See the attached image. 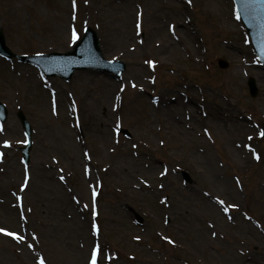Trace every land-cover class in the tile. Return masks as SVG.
<instances>
[{
	"label": "rangeland",
	"instance_id": "rangeland-1",
	"mask_svg": "<svg viewBox=\"0 0 264 264\" xmlns=\"http://www.w3.org/2000/svg\"><path fill=\"white\" fill-rule=\"evenodd\" d=\"M235 10L233 0H0L13 52L70 51L90 26L103 55L126 63L119 79L77 70L65 81L0 55L10 111L0 228L24 237L0 232V264H91L97 246V264H264V66ZM148 15L163 29L155 40ZM187 36L198 52L177 50ZM171 41L175 50H161ZM20 108L34 128L28 165ZM188 111L186 126L166 125ZM127 168L150 186L113 180Z\"/></svg>",
	"mask_w": 264,
	"mask_h": 264
},
{
	"label": "water",
	"instance_id": "water-1",
	"mask_svg": "<svg viewBox=\"0 0 264 264\" xmlns=\"http://www.w3.org/2000/svg\"><path fill=\"white\" fill-rule=\"evenodd\" d=\"M242 21L248 28L252 37L253 45L257 53L264 62V0H235ZM0 52L7 56H13V53L5 45L3 34H0ZM18 58L38 65L47 75H61L70 79L75 69L96 68L102 70H112L120 73L124 69V63L119 61H105L101 54L99 42L96 33L89 29L86 36L75 47L74 52L51 53L48 55H37L32 57L19 56ZM222 67H227V62L219 60ZM249 86L253 96L258 93L255 80L249 81ZM19 118L30 139L29 144L23 148L25 160L29 161V150L31 148V126L24 113H18ZM0 117L5 120L7 109L0 103ZM188 179L187 173H184Z\"/></svg>",
	"mask_w": 264,
	"mask_h": 264
},
{
	"label": "bare ground",
	"instance_id": "bare-ground-1",
	"mask_svg": "<svg viewBox=\"0 0 264 264\" xmlns=\"http://www.w3.org/2000/svg\"><path fill=\"white\" fill-rule=\"evenodd\" d=\"M148 16L149 17L147 20L149 21V24L152 25V30H151V34L153 35L152 40H155L157 37H159V35H160L159 32L162 31L163 29L159 30L158 27H155V25H157V17L155 15H148ZM128 37L129 36L127 35L126 40H128L127 39ZM176 43H177L176 44L177 50H180V49L183 50L185 48H190V49H192V51L198 52V48L192 44V40H190V38L188 36L185 38V40H182V41L178 40ZM160 45H162V44H157V47H159ZM146 46H147V44H146ZM167 49L169 51L175 50V42L171 41L169 44H167L165 46V48H162L161 50H167ZM106 87H107L106 93L108 94V91L110 90V86H106ZM190 104L193 107L197 105L196 102L193 100H190ZM161 105H163V102L161 103ZM189 112L190 111H188V113H185L183 115L184 117H181L179 115L172 113L174 116L173 117L174 120L171 117H170V119H169V117H166V125L169 127H177V128L179 126H186L187 123H190V120L192 118V116L190 115ZM220 124H223V123H220ZM212 125L215 126V128H217V129L220 128V125L216 122H212ZM118 160H120V158H118L116 160V162H117L116 167H118V165L120 163V161H118ZM125 167H127V166H125ZM125 167H122V169H124ZM157 169H158L157 166L153 167V171H156ZM113 177H114V179H113ZM113 177L110 179H113L114 181H118V182H126L132 189H137L138 187H141L142 189H144V188H148L150 186V184L148 182H145L142 179V176L139 175L138 172H133V171H131V169H128V168L126 170L117 171L116 174H113ZM128 181H129V183H128ZM205 194H207V196H209V198H211L213 201H216L217 203H219L220 200L218 198H216V197H214L211 194L206 193V192H205ZM220 205H222V204H220Z\"/></svg>",
	"mask_w": 264,
	"mask_h": 264
},
{
	"label": "snow or ice",
	"instance_id": "snow-or-ice-1",
	"mask_svg": "<svg viewBox=\"0 0 264 264\" xmlns=\"http://www.w3.org/2000/svg\"><path fill=\"white\" fill-rule=\"evenodd\" d=\"M189 3H191V0H189ZM73 4L75 5V0H73ZM139 26L140 25L138 24L137 27H139ZM73 38L74 39H79V37L75 33V31H73ZM149 63L152 64L153 66L155 64V62H153V61H149ZM260 135L261 136H264V132H261ZM257 158L259 159V157H257ZM219 203L223 205L224 204V201L223 200H220ZM231 207H236V206L235 205H232ZM224 211H228V208H225ZM97 231H98V229H97ZM0 232H5L7 235L13 236L17 240H23L24 239L23 236L18 235V234L13 233V232H7V230L6 229H3V228H0ZM137 239H139V237H137ZM165 239H169V238L168 237H165ZM99 252H100V249H99V246H97V248L93 251L92 258H91V264H97V258H98ZM40 264H45L43 258H41Z\"/></svg>",
	"mask_w": 264,
	"mask_h": 264
}]
</instances>
